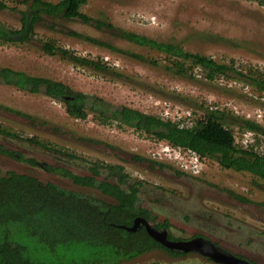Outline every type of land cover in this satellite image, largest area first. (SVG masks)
<instances>
[{
    "label": "rangeland",
    "instance_id": "rangeland-1",
    "mask_svg": "<svg viewBox=\"0 0 264 264\" xmlns=\"http://www.w3.org/2000/svg\"><path fill=\"white\" fill-rule=\"evenodd\" d=\"M83 10L159 41L178 43L187 51L210 55L237 69L264 72V6L255 0H88ZM19 19L17 10L0 8L1 22L18 27ZM48 23L52 27L36 29L40 36L54 39L77 55L99 60L105 68L80 64L60 53L49 54L42 49V42L34 39L0 42V66L57 79L115 105L183 120L181 124H192L185 119L189 112L193 120L209 108H218L264 126V89L251 82L252 76L233 70L210 78L191 61H187L189 73L177 74L169 68L173 57L158 49L135 44L78 19L50 17ZM0 125L18 134L11 137L0 133V147L38 161L33 165L0 148V168L4 171L31 173L43 181L108 200L109 196L97 188L76 184L45 169L43 163L63 164L79 174H93L92 164H104L107 168L100 167L97 178L116 181L119 175L112 176L109 167L122 166V173L130 177L125 185L140 184V204L159 208L153 220L168 219L173 238L211 237L226 249L264 264V209L259 204L264 199V179L251 172L224 168L207 156L200 157L199 169L190 170L181 157L168 155L167 148L172 153L177 149H171L168 141L117 121L100 122L92 113L84 118L71 116L63 101L43 89L31 92L0 83ZM231 127L239 146L264 150L262 134H245L248 129L237 122ZM29 137L46 143L47 148ZM245 140L249 142L245 144ZM61 150L65 153L58 154ZM187 155L184 148L179 156ZM181 203L186 204L185 209L176 210ZM204 214L211 219L202 220L206 226L198 218ZM229 224L238 229L231 231ZM213 225L217 228L211 229ZM223 230L230 233L221 238ZM118 264L218 263L197 252L174 256L154 249Z\"/></svg>",
    "mask_w": 264,
    "mask_h": 264
},
{
    "label": "trees",
    "instance_id": "trees-1",
    "mask_svg": "<svg viewBox=\"0 0 264 264\" xmlns=\"http://www.w3.org/2000/svg\"><path fill=\"white\" fill-rule=\"evenodd\" d=\"M255 1L264 6V0ZM87 2L88 0H0V8L17 10L20 14L18 27L0 21V42L38 40L42 42V49L49 54L60 53L77 63L104 69L105 65L101 61L77 55L74 51L57 45L54 39L40 36L36 30L38 26L52 27L48 23L50 17L78 19L98 29L109 30L127 41L158 49L173 57V64L169 68L177 74L189 73L191 65H187V61H191L192 65H199L210 78L236 70L242 76H252L251 82L264 89V72L258 69H237L210 55L187 51L178 43L159 41L94 17L83 10ZM72 33L81 36L78 31ZM88 38L98 42L94 37ZM132 54L144 58L139 53ZM244 70H247L246 73H243ZM0 83L31 92L43 89L47 95L63 101L71 116L84 118L92 113L103 123L117 121L153 138L166 140L173 146L189 148L200 156L214 158L224 168L248 171L264 179V153L254 146H239L231 127V124L237 122L242 128L264 136V126L253 119L209 108L194 118L191 125L181 124L180 120L164 118L127 105H115L102 96L74 90L63 81L9 66H0ZM0 133L11 137L18 135L12 128L3 125H0ZM29 139L47 148L46 143L33 137ZM0 148L33 165L38 164L34 157H25L20 152ZM57 153L64 154L65 151ZM69 155L78 157L71 152ZM96 164L90 166L93 174H79L56 163H43V167L76 184L97 188L109 196L108 200L53 181H43L31 173L4 171L0 168V264H118L154 249H164L174 256L185 254L171 250L157 241L145 225L136 230L125 227L132 225L138 216L153 219L152 211L138 204L140 184L135 182L126 186L130 177L127 173H122V166L119 169L109 167L112 176L119 175L118 181L115 178L98 179L96 174L101 173L100 167H107ZM259 204L264 207V199ZM154 225L167 226L169 221ZM169 237L173 238L170 233Z\"/></svg>",
    "mask_w": 264,
    "mask_h": 264
},
{
    "label": "water",
    "instance_id": "water-1",
    "mask_svg": "<svg viewBox=\"0 0 264 264\" xmlns=\"http://www.w3.org/2000/svg\"><path fill=\"white\" fill-rule=\"evenodd\" d=\"M141 225H145L148 232L160 243L171 250L181 252H197L213 261L221 264H255L250 260L233 254L217 245L211 239L204 236H194L188 239H171L168 237L166 229H159L145 217L138 216L130 226H125L129 230H136Z\"/></svg>",
    "mask_w": 264,
    "mask_h": 264
},
{
    "label": "flooded vegetation",
    "instance_id": "flooded-vegetation-1",
    "mask_svg": "<svg viewBox=\"0 0 264 264\" xmlns=\"http://www.w3.org/2000/svg\"><path fill=\"white\" fill-rule=\"evenodd\" d=\"M139 184V183H138ZM142 187H140L139 186V190H138V204H140V194L142 193L141 191H142V189H141ZM172 204V203H171ZM141 206H144L145 208H147L148 210H151L152 211V215H153V217H155V214H156V212L159 210V208L157 209V207H153L152 205L151 206H149V205H142V204H140ZM185 207H186V204H184V203H181L180 205H176V210H179V211H182L183 209H185ZM263 209H264V207H262ZM157 209V210H156ZM208 214H204L203 216H199L198 218L199 219H201V220H199V221H201L200 223L204 226L205 224H204V222L202 221V220H204L205 222L206 221H209V220H211L210 218H209V216H207ZM168 219H166V218H164L162 221H155V220H149V221H151L153 224H155V223H161V222H164V221H167ZM155 221V222H154ZM169 221V220H168ZM218 221V220H217ZM219 223H220V221H218ZM208 225V224H207ZM155 226V225H154ZM206 226V225H205ZM209 226V225H208ZM229 226H231L230 228H231V231H232V229H235V230H237L238 228H236V225H234V224H229ZM156 227V226H155ZM169 227H170V221H169V225H164V226H162V227H157V228H159V229H166L167 230V232H168V237H169ZM212 228L211 229H216L217 227H216V225H213V226H211ZM245 227V226H244ZM246 229V228H245ZM248 230V229H247ZM221 233V238H224V236L225 235H227V234H229L230 232H226L225 230H223V231H221L220 232ZM197 236H200V235H197ZM202 236V235H201ZM194 237V236H193ZM204 237H206V238H208V239H211V237H207V236H204ZM170 238V237H169ZM171 239H183V238H171ZM188 239V238H187ZM212 241H214L217 245H219L220 247H222L223 249H226L225 247H223L218 241H216V240H214V239H211ZM263 247H264V243H263ZM227 251H229V252H231V253H233V254H236V255H238V256H241V257H243V258H246V259H248V260H250L251 262H253V263H255V264H260V263H258V262H256V261H254L253 259H251V258H248V257H246V255L244 256L243 254H237V253H234V252H232V251H230V250H228V249H226ZM184 253H189V252H184ZM220 264V263H219Z\"/></svg>",
    "mask_w": 264,
    "mask_h": 264
},
{
    "label": "built area",
    "instance_id": "built-area-1",
    "mask_svg": "<svg viewBox=\"0 0 264 264\" xmlns=\"http://www.w3.org/2000/svg\"><path fill=\"white\" fill-rule=\"evenodd\" d=\"M191 116V113L189 112V115L187 117H185V119H190L189 122H193L192 118L190 117ZM183 121V120H182ZM181 121V122H182ZM188 123V122H187ZM186 123V124H187ZM183 124V123H182ZM254 133V131L252 130H248L247 133L245 134H249V135H252ZM253 141V140H252ZM251 141V142H252ZM249 141L245 140L244 143L247 144ZM177 149H175L174 146L171 147V149H175L174 150V153H172L170 151V148H167L168 149V155L169 156H174V157H181L182 158V163H184L186 165V167L188 169H192V170H196V169H199L200 166H202L201 162H200V155L198 153H196L195 151H193L192 149H189L187 148V153H188V157L186 156H179V155H182V149H184V147H181V146H176ZM259 152H263L264 153V150L262 151H259ZM190 169V170H191Z\"/></svg>",
    "mask_w": 264,
    "mask_h": 264
}]
</instances>
